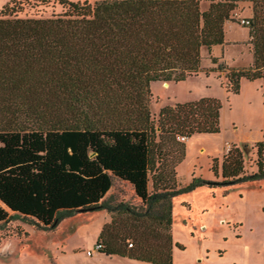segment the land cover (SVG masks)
Here are the masks:
<instances>
[{
  "label": "trees",
  "instance_id": "1",
  "mask_svg": "<svg viewBox=\"0 0 264 264\" xmlns=\"http://www.w3.org/2000/svg\"><path fill=\"white\" fill-rule=\"evenodd\" d=\"M247 44L252 62L229 66L214 47L237 0H59L64 11L23 17L29 0L0 10V224L20 219L55 229L83 208L111 215L97 252L151 264H174L173 197L198 186L264 178V140L248 173L233 146L211 170L222 183H178L187 138L221 131L222 101L213 96L150 107L151 83L225 72L226 90L264 81V0H251ZM212 67L203 69V51ZM114 178L131 200L111 202ZM132 244V245H130Z\"/></svg>",
  "mask_w": 264,
  "mask_h": 264
},
{
  "label": "rangeland",
  "instance_id": "2",
  "mask_svg": "<svg viewBox=\"0 0 264 264\" xmlns=\"http://www.w3.org/2000/svg\"><path fill=\"white\" fill-rule=\"evenodd\" d=\"M8 1L0 0V10ZM210 1L201 0V8L207 9ZM237 4L233 19L225 28L226 38L237 41L228 43L221 60L229 66L245 67L251 64L252 53L247 44V26L241 19L249 18L252 2L237 0ZM63 11L59 0H29L19 16L50 17ZM218 52L214 48L213 55L220 57ZM202 66H213L206 50ZM226 83L225 72L209 76L202 72L185 81L171 82L169 87L161 81L151 83L150 107L155 115L165 105L203 96L217 97L223 103L221 131L195 134L186 140V161L178 169L181 186L198 176L222 183L223 178L216 177L211 170L213 158L218 157L221 162L233 146L242 147L245 143L250 144L244 154L245 169L248 173L257 169V149L252 146L264 140V81L243 79L239 94L227 92ZM226 143L230 144L229 150ZM133 196L129 183L114 178L107 195L111 202L132 201ZM102 217V209L76 212L52 230L37 229L20 219L0 224V264H130L116 257H98L95 244ZM172 233L174 240L184 247H178L174 264H264V178L215 187L198 186L178 193L173 197ZM10 236L23 237L7 239Z\"/></svg>",
  "mask_w": 264,
  "mask_h": 264
},
{
  "label": "crops",
  "instance_id": "3",
  "mask_svg": "<svg viewBox=\"0 0 264 264\" xmlns=\"http://www.w3.org/2000/svg\"><path fill=\"white\" fill-rule=\"evenodd\" d=\"M251 16V12L249 13V15H248V17H250ZM227 24L228 23H226L225 24V28H226V26H227ZM247 29V32H248V28H246ZM237 40H229V39H227L226 38V43L225 44H223V45H218V46H216L217 47V49L219 50V52L218 53H220L221 54V56H224L225 55V50H226V46H228V43H230V42H236ZM216 47H214V48H216ZM214 50V49H213ZM215 56H217L216 54H215ZM170 84V83H169ZM199 98H201V97H199ZM199 98H196V99H199ZM196 99H191V100H196ZM191 100H187V101H191ZM175 103H177V102H173L172 104H175ZM159 111V110H158ZM158 113V112H157ZM263 138V136H261V138L260 139H258V140H261ZM243 140H247V141H249L248 139H243ZM243 140H241V141H243ZM203 148H201L200 149V151L202 150ZM185 161H186V159H185ZM185 161H184V163L181 165V167L185 164ZM103 210V220H101L102 221V227H103V225L105 224V223H107V222H109L110 220H111V215H110V213L107 211V210H104V209H102ZM238 224H239V222H237ZM102 230V229H101ZM101 232V231H100ZM100 234V233H99ZM99 234H98V236H99ZM25 236H26V233L24 234ZM28 235V234H27ZM98 236H97V238H98ZM22 237L23 236H10V237H8L7 239H13V240H15V238H18V239H22ZM97 238H96V240H97ZM3 241H6V240H3ZM175 241V240H174ZM176 242V241H175ZM180 250L178 249V247L177 246H174V248H173V255H174V263L176 262V259H177V256H178V252H179ZM97 255H98V257L100 256V257H102V258H111V257H116V258H119V260H127V261H129V262H131L130 264H151V263H147V262H142V261H138V260H134V259H130V258H127V257H122V256H118V255H105V254H102V253H100V252H97ZM223 257V256H222ZM221 260H223V258H220ZM219 258H218V260H220ZM123 262V261H122ZM126 262V261H125ZM221 261H219V263H220ZM128 264V263H127ZM220 264H225V263H220Z\"/></svg>",
  "mask_w": 264,
  "mask_h": 264
},
{
  "label": "built area",
  "instance_id": "4",
  "mask_svg": "<svg viewBox=\"0 0 264 264\" xmlns=\"http://www.w3.org/2000/svg\"><path fill=\"white\" fill-rule=\"evenodd\" d=\"M241 23H242L243 25H248V24H249V19H248V18H242V19H241ZM178 139H179L180 141H186L188 138L185 137V136H179ZM226 146H227V149L229 150V149H230V144H229V143H226ZM130 245H132V244H130ZM95 250H98V246H97L96 244H95ZM91 253H92V252H91Z\"/></svg>",
  "mask_w": 264,
  "mask_h": 264
},
{
  "label": "water",
  "instance_id": "5",
  "mask_svg": "<svg viewBox=\"0 0 264 264\" xmlns=\"http://www.w3.org/2000/svg\"><path fill=\"white\" fill-rule=\"evenodd\" d=\"M90 210H93V208H83V209H80V211H90Z\"/></svg>",
  "mask_w": 264,
  "mask_h": 264
},
{
  "label": "bare ground",
  "instance_id": "6",
  "mask_svg": "<svg viewBox=\"0 0 264 264\" xmlns=\"http://www.w3.org/2000/svg\"><path fill=\"white\" fill-rule=\"evenodd\" d=\"M164 86L169 87L170 84L168 82H163Z\"/></svg>",
  "mask_w": 264,
  "mask_h": 264
}]
</instances>
